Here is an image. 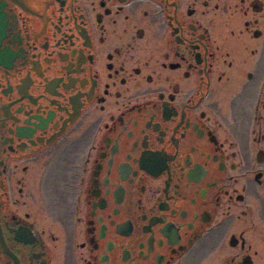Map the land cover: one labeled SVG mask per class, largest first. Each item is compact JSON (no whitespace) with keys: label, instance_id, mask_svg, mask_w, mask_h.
I'll list each match as a JSON object with an SVG mask.
<instances>
[{"label":"flooded vegetation","instance_id":"flooded-vegetation-1","mask_svg":"<svg viewBox=\"0 0 264 264\" xmlns=\"http://www.w3.org/2000/svg\"><path fill=\"white\" fill-rule=\"evenodd\" d=\"M0 264H264V0H0Z\"/></svg>","mask_w":264,"mask_h":264}]
</instances>
